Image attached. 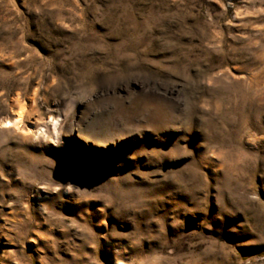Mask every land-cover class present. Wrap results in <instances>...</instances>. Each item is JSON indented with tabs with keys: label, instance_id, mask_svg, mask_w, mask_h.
<instances>
[{
	"label": "rangeland",
	"instance_id": "1",
	"mask_svg": "<svg viewBox=\"0 0 264 264\" xmlns=\"http://www.w3.org/2000/svg\"><path fill=\"white\" fill-rule=\"evenodd\" d=\"M0 264H264V0H0Z\"/></svg>",
	"mask_w": 264,
	"mask_h": 264
},
{
	"label": "bare ground",
	"instance_id": "2",
	"mask_svg": "<svg viewBox=\"0 0 264 264\" xmlns=\"http://www.w3.org/2000/svg\"><path fill=\"white\" fill-rule=\"evenodd\" d=\"M16 98H17V97H16ZM15 102H16V104H18V106H19V109H18V111H17V113H16V115H17V117H16V121H18V120L23 119L24 115L26 114V110H25L26 107H25L24 105L20 104L18 99H17ZM12 103H13V102H12ZM8 124L15 125V122H8Z\"/></svg>",
	"mask_w": 264,
	"mask_h": 264
}]
</instances>
